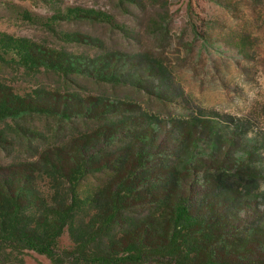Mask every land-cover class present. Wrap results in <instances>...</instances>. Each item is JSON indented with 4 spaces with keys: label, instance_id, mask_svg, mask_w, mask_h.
<instances>
[{
    "label": "rangeland",
    "instance_id": "374dc122",
    "mask_svg": "<svg viewBox=\"0 0 264 264\" xmlns=\"http://www.w3.org/2000/svg\"><path fill=\"white\" fill-rule=\"evenodd\" d=\"M84 12L102 21L77 20ZM75 34L85 42H69ZM20 40L83 64L107 60L122 82L99 83L90 70L63 77L23 67L10 54ZM0 81L20 94L63 91L82 99L70 121L1 123L0 167L86 140L89 153L103 152L96 160H109L125 147L108 148L101 134L113 124L106 116H125L123 126L137 133L130 160L146 137L153 180L188 149L185 180L197 195L207 193L212 208L238 224L264 225V0H0ZM113 102L114 110L98 115ZM103 179L89 175L81 188L94 190ZM59 246H72L69 230ZM251 249L264 254V228ZM24 261L51 264L33 251Z\"/></svg>",
    "mask_w": 264,
    "mask_h": 264
},
{
    "label": "trees",
    "instance_id": "16d2710c",
    "mask_svg": "<svg viewBox=\"0 0 264 264\" xmlns=\"http://www.w3.org/2000/svg\"><path fill=\"white\" fill-rule=\"evenodd\" d=\"M83 14L77 20L102 21L96 13ZM69 42L85 40L75 34ZM12 46L10 54L26 68L63 77L70 69L77 76L90 70L102 78L99 83L122 82L107 60L83 64L84 58L73 60L23 40ZM77 101L63 91L20 94L0 81V124L19 126L37 117L70 121L80 114L82 99ZM114 107V102L103 105L98 115ZM106 117L113 124L101 134L108 148L125 147L109 160H96L103 152L89 153L86 140L75 142L71 151L42 153L36 162L0 167V264H25L26 251L46 256L51 264H264V254L251 249L264 225L238 224L217 213L207 193L199 197L196 185L185 180L192 163L188 149L178 157L184 161L177 159L153 180L146 137L130 160L137 133L123 126L125 116ZM119 134L126 136L115 139ZM97 172L103 183L82 190V182ZM66 230L72 246L63 249L59 240Z\"/></svg>",
    "mask_w": 264,
    "mask_h": 264
}]
</instances>
